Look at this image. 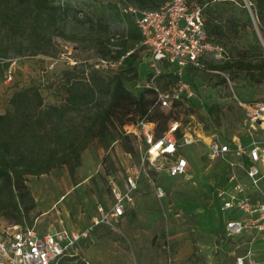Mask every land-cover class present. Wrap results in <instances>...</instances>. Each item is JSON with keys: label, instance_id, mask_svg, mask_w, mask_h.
Instances as JSON below:
<instances>
[{"label": "rangeland", "instance_id": "374dc122", "mask_svg": "<svg viewBox=\"0 0 264 264\" xmlns=\"http://www.w3.org/2000/svg\"><path fill=\"white\" fill-rule=\"evenodd\" d=\"M31 2L0 0L1 115L10 108L12 95L29 87L40 88L45 106L58 105L61 94L55 86L65 70L83 80L96 70H102L98 75L108 79L121 69L119 64L109 69L100 65L102 44L125 34V25L115 20L106 8L114 0H48L38 20ZM242 2L243 6L233 0L216 3L209 10L222 18L232 16L245 26L237 48L247 50L248 46H255L250 59L261 65L264 34L251 9L255 5L248 0ZM63 3L68 4L67 11L55 9ZM141 60L139 76L150 66L145 49ZM190 76L192 98L177 108L161 110L166 117L178 118L183 133L225 143L261 141L243 125L236 99L244 102L264 99V70L258 71L254 79L243 72L209 75L193 71ZM140 81L142 77L125 86L139 94ZM210 107L215 108L212 115L208 113ZM89 123L84 114H70L62 125L64 131L85 145L73 177L66 165H60L46 174L25 178L36 203L30 218L39 233L81 232L89 228L96 206L111 202L102 165H106L118 182L126 176L129 167L137 165L138 154L126 153L109 135L96 138L85 134ZM205 154L204 146L195 145L189 152L191 170L187 176L157 178L155 185L162 188L163 198L144 187L136 198L135 223H129L131 216L128 215L123 222L115 224L116 230L93 228L88 238L75 246L76 257L70 261L65 258L62 264H84V261L164 264L169 258L172 264H234V254L240 252L242 242H230L221 233L219 228L224 225L225 215L217 213L214 200L223 166L218 161H209ZM6 223L0 218L1 226ZM237 246L240 247L237 249Z\"/></svg>", "mask_w": 264, "mask_h": 264}, {"label": "built area", "instance_id": "2783aa9c", "mask_svg": "<svg viewBox=\"0 0 264 264\" xmlns=\"http://www.w3.org/2000/svg\"><path fill=\"white\" fill-rule=\"evenodd\" d=\"M114 1L120 13L131 16L141 35V45L149 54L152 76L137 86L154 91L156 106L172 109L192 98L186 77L188 69L223 75L209 67L229 58L223 47L208 40L203 15L207 4L166 0L151 10L139 9L127 0ZM247 9L250 11L248 6ZM118 64L100 60L101 67L106 69ZM163 72L171 74L175 81L161 79ZM236 104L242 111L243 125L261 141L246 144L225 143L216 138L206 141L200 135L183 133L178 119L170 120L160 137L155 136V125L145 119L126 126L124 134L135 139L137 165L128 168L121 182L102 165L111 202L108 206H97V216L91 219L90 227L81 232L39 233L26 224H0V264H60L65 258L76 257L75 246L87 239L93 228L116 230L115 224L134 206L142 180L158 198H163L162 188L155 185L157 178L187 176L191 170L189 152L197 144L204 146L209 161H218L223 166V181L215 188L214 198L219 212L226 216L221 233L230 242H242V249L234 254V264H264V99L249 102L236 99ZM234 213L240 216L233 217ZM243 236L247 239H241ZM172 263L171 258L165 262Z\"/></svg>", "mask_w": 264, "mask_h": 264}, {"label": "trees", "instance_id": "16d2710c", "mask_svg": "<svg viewBox=\"0 0 264 264\" xmlns=\"http://www.w3.org/2000/svg\"><path fill=\"white\" fill-rule=\"evenodd\" d=\"M35 18L38 20L48 5V0H31ZM139 9H157L166 0H127ZM214 1V3H213ZM229 0H195L200 5H206L203 10L204 29L208 40L225 49L228 60L222 64H210L212 70L219 73L243 72L251 79L264 70V62H252L250 53L255 46L247 50L238 49L244 25L232 16L222 18L216 11L209 10L213 4ZM237 1L243 6L242 0ZM255 5L251 7L259 23V30L264 34V0H248ZM115 20L125 25V34L114 36L102 44L100 60L119 63V72L102 79L94 71L88 78L79 80L71 71L62 72L61 81L55 90L61 94L58 105L45 106L39 87H29L15 92L9 103L10 108L0 114V218L7 223L26 224L33 226L30 215L36 208L35 200L26 185V176H39L51 169L66 165L71 177L80 166V152L84 143L76 139L69 131H64L62 125L70 114L86 115L89 125L84 133L92 137L102 138L109 135L112 140L121 144L123 150L135 156V139L124 134V127L137 124L145 119L155 125V136L160 137L168 128L170 120L178 118L166 117L162 109L155 105V93L151 89H142L139 94L128 90L125 84L137 80H148L152 76L150 69L142 71L139 76L142 45L141 35L128 14L120 13L115 4H108ZM55 9L68 10V4ZM7 67V65H6ZM109 69V68H108ZM107 71V70H106ZM195 70L188 69L186 77ZM161 79L175 78L163 72ZM98 78V79H97ZM170 81V80H169ZM152 97V98H151ZM103 101V102H101ZM181 104H175L173 108ZM95 108L94 112L91 110ZM215 108L208 109L209 115ZM91 114V116H89ZM246 144L247 141L242 142ZM136 216L131 213L129 223L133 224ZM70 261V258L69 260ZM62 264V262H60Z\"/></svg>", "mask_w": 264, "mask_h": 264}, {"label": "crops", "instance_id": "0c3cea01", "mask_svg": "<svg viewBox=\"0 0 264 264\" xmlns=\"http://www.w3.org/2000/svg\"><path fill=\"white\" fill-rule=\"evenodd\" d=\"M102 174L104 175L103 172H102ZM162 178H165V177H162ZM179 178H181V177H179ZM165 179H169V178H165ZM173 179H176V178H173ZM221 181H223V177L220 178V183H219V185L222 183ZM144 187H147L148 190L152 191V189H151L150 186L146 183V181H145V180H142V182H141V184H140V188H139V190H138V191L136 192V194H135V203H134V206L128 211V213L126 214V216H125L123 219L120 220V223L123 222V221L126 219V217H127L128 215L131 216V213H134V212H135L136 198H137L139 192L142 191ZM106 192H107V191H106ZM152 192H153V191H152ZM154 193H155V192H154ZM109 196H110V194H109V192H108V197H109ZM62 200H63V199H62ZM214 200H215V198H214ZM109 204H110V201L107 202L106 205H102V204H98V205L108 206ZM98 205H97V206H98ZM215 205H216L217 213L221 215V213H220L219 210H218V204H217V201H216V200H215ZM97 206H96V208H97ZM95 216H97L96 211H95V213L91 216V219H92L93 217H95ZM228 216H229V215H228ZM232 216H233V217H238V216H240V214H239V213H234ZM225 217H226V216H225ZM219 230L221 231V227L219 228ZM54 231H55V230H53V231H48V232H46V233H52V232H54ZM69 232H73V231H69ZM241 239H247V236H243ZM229 241H230V240H229ZM231 242H232V241H231ZM164 264H165V263H164Z\"/></svg>", "mask_w": 264, "mask_h": 264}, {"label": "water", "instance_id": "95a60500", "mask_svg": "<svg viewBox=\"0 0 264 264\" xmlns=\"http://www.w3.org/2000/svg\"><path fill=\"white\" fill-rule=\"evenodd\" d=\"M244 3H245V1H244Z\"/></svg>", "mask_w": 264, "mask_h": 264}]
</instances>
